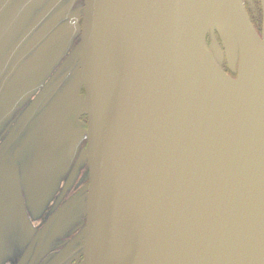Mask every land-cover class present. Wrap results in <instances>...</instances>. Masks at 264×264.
Here are the masks:
<instances>
[{"label":"water","instance_id":"obj_1","mask_svg":"<svg viewBox=\"0 0 264 264\" xmlns=\"http://www.w3.org/2000/svg\"><path fill=\"white\" fill-rule=\"evenodd\" d=\"M81 12L66 63L78 54L88 121L79 264H264V39L242 1L84 0ZM68 19L36 40L6 98L49 69L76 32ZM214 28L239 54L236 78L207 48Z\"/></svg>","mask_w":264,"mask_h":264},{"label":"flooded vegetation","instance_id":"obj_2","mask_svg":"<svg viewBox=\"0 0 264 264\" xmlns=\"http://www.w3.org/2000/svg\"><path fill=\"white\" fill-rule=\"evenodd\" d=\"M16 1L0 0V264H79L88 121L75 99L67 103L61 88L78 66L75 60L71 67L66 63L79 39L84 0H31L18 9ZM242 3L264 38V0ZM60 10L55 25L50 16ZM68 18L77 25L67 46L29 92L23 90L16 100L6 98V90L20 87L19 66L33 57L36 40H45ZM207 43L219 66L235 77L238 61L226 55L219 33L210 34ZM74 58L69 56L70 63ZM79 91L84 97L81 84Z\"/></svg>","mask_w":264,"mask_h":264},{"label":"bare ground","instance_id":"obj_3","mask_svg":"<svg viewBox=\"0 0 264 264\" xmlns=\"http://www.w3.org/2000/svg\"><path fill=\"white\" fill-rule=\"evenodd\" d=\"M75 62L78 64L77 69L74 68V71L76 73H71L67 77V83L66 85L62 88L61 90H66L64 96V99L67 101L68 104H70L71 99H78L82 98V95H80V84L82 85L81 81L77 78V73L80 70L79 69V59H78V54L75 56ZM83 86V85H82ZM77 97V98H76ZM54 111V108L52 109ZM87 129V127H86ZM88 175H89V169H88Z\"/></svg>","mask_w":264,"mask_h":264},{"label":"rangeland","instance_id":"obj_4","mask_svg":"<svg viewBox=\"0 0 264 264\" xmlns=\"http://www.w3.org/2000/svg\"><path fill=\"white\" fill-rule=\"evenodd\" d=\"M213 33H218L217 32V30L214 28L213 29V31L211 32L210 30H208L207 32H206V35H205V40H206V42H207V37L210 35V34H213ZM212 43H213V41H212ZM208 44V43H207ZM216 44H219V42L217 41V43ZM222 47H223V49L225 50V48H224V46L223 45H221ZM226 53V52H225ZM226 55H228L227 53H226ZM237 58H238V52H237V54H236V57H235V60H237ZM82 246V245H81ZM83 251V250H82Z\"/></svg>","mask_w":264,"mask_h":264}]
</instances>
